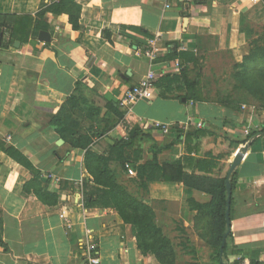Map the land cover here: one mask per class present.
<instances>
[{
  "label": "crops",
  "instance_id": "0c3cea01",
  "mask_svg": "<svg viewBox=\"0 0 264 264\" xmlns=\"http://www.w3.org/2000/svg\"><path fill=\"white\" fill-rule=\"evenodd\" d=\"M73 2L79 7L73 12L79 29L72 27L70 4L63 0H0V264H87L81 245L88 235L101 264H161L154 255L140 253L130 226L114 211L84 207L85 151L59 143L49 120L77 87V95L99 108L101 117L110 115L113 124L107 134L93 138L95 152L106 154L115 141L138 130L143 139L124 148L127 164L155 157L159 164L179 161L187 173L229 178L230 148H241L236 142L245 137L243 128L262 125L252 121H262L264 111L257 109L256 120L245 103L236 111L207 99L187 102L184 83L176 77L191 67V60L181 57L184 53L225 55L241 62L248 54L244 32L249 19L257 20L259 8L249 0ZM41 31L48 41L38 38ZM154 40L158 54L149 60L142 51ZM150 70L156 75L150 98L120 107L124 91ZM73 112L91 133L105 125L88 119L87 109ZM196 129L204 133L186 139ZM6 147L18 150L38 170L44 188L58 194L56 205L23 190L33 173L6 155ZM203 159L211 163L200 169L197 161ZM235 169L239 179L232 194V241L224 264L240 257L264 264L262 141L249 145ZM210 200L209 194L182 183L148 182V201L155 205V223L173 242L174 264H220L194 228L195 212L189 208L190 201Z\"/></svg>",
  "mask_w": 264,
  "mask_h": 264
},
{
  "label": "trees",
  "instance_id": "16d2710c",
  "mask_svg": "<svg viewBox=\"0 0 264 264\" xmlns=\"http://www.w3.org/2000/svg\"><path fill=\"white\" fill-rule=\"evenodd\" d=\"M74 0H63L64 4H70L69 21L74 29H79L77 19L73 16V12L78 9V5L72 4ZM53 6L54 8L57 7ZM1 28V26H0ZM102 34L108 36L110 34L105 28L102 29ZM4 36V31L0 29V42ZM26 42V41H24ZM0 46H3L1 44ZM193 55L192 53H184L181 57ZM246 57V56H245ZM244 59H257L258 55H250ZM264 62V57H263ZM244 63V62H243ZM264 74V69L261 70ZM196 76V77H195ZM191 78L189 73L182 69L176 79L184 83L185 93L182 95L187 102L202 101L199 90L200 73H196ZM246 78V77H245ZM248 79V78H246ZM253 81L254 86L248 88L252 91L258 90L264 96V82H261L256 77ZM77 88V87H76ZM74 90L64 101L59 104L54 115L49 120V127L53 129L62 140L65 141L71 148H81L84 152L83 165L87 176L84 180V207L92 208H108L114 211L122 220L123 224L130 226L133 240L136 243L137 249L144 256L154 255L161 264H174L176 252L173 242L164 234L162 228L155 223V211L153 201H148V182L151 181H167L182 183L185 187L204 192L211 196V200L207 204H199L194 201L189 202V208L195 212L193 226L200 229L198 235L215 251V258L220 264H224L227 256V247L232 241V234L227 233L223 252L220 253V246L223 235L227 231L225 223V210L227 198V182L231 190L230 201V219L232 217L233 197L239 179L237 170L232 171L229 178H212L200 176L194 173H187L179 161L166 162L159 164L154 157L150 161L137 164L130 162L132 165L133 175H128L125 169V164L129 161L124 156V148L132 145L134 140L143 139L141 132L133 130L129 133L125 140L115 141L112 148L106 154L95 152L91 146L95 136L101 137L107 134L113 127L110 115L100 116L101 110L92 105H88L84 99L77 95V90ZM231 103H226L231 107ZM235 106H232L233 108ZM87 109V118L90 120L97 119L105 123L104 127L97 133L84 129L80 125L78 117L73 112L74 110ZM116 116H120L115 112ZM261 133L254 140L250 141L252 147L256 141H262L264 147V125L260 124L258 128L251 129L245 135L243 140L236 142L239 147H243L249 143V139L254 135ZM203 134L204 131L196 129L189 136ZM145 138V136H143ZM238 147V146H236ZM232 146L230 152L236 148ZM249 147V146H248ZM3 152L13 160L19 162L22 166L29 169L33 176L30 180L23 184V190L28 193H33L42 203L46 205H56L59 202V196L55 192L46 190L39 180V172L36 170L18 150L12 147L2 148ZM211 163L207 159L197 161L200 169H205L206 165ZM91 186L88 187V183ZM2 221L0 217V245L2 242ZM233 264H261L260 262L247 260L240 257Z\"/></svg>",
  "mask_w": 264,
  "mask_h": 264
},
{
  "label": "rangeland",
  "instance_id": "374dc122",
  "mask_svg": "<svg viewBox=\"0 0 264 264\" xmlns=\"http://www.w3.org/2000/svg\"><path fill=\"white\" fill-rule=\"evenodd\" d=\"M256 4L259 8L257 10V20L249 19V26L244 32V36L248 44V54L245 56L257 54V59L245 60L244 56L241 62H234L230 61V58L225 55L210 54L204 56L194 54L191 57L186 56V59H190L192 63L189 69L185 67V71L189 73L191 78H195L197 72L200 73L199 90L202 101L207 99L219 104L232 102L231 107L235 106L232 109L236 111L243 110L242 108L246 107V105H241L242 103L248 104L249 107L252 106L249 109L252 117L257 120L258 115L255 114L257 109L264 111V96L258 90H255V87L250 91V87H253L254 84L253 81L248 82L250 79L255 80V77L264 82V74L261 73V70L264 69V0H259ZM240 107L242 108L240 109ZM252 122L264 124V119ZM249 132L250 129L245 127L242 130L243 136Z\"/></svg>",
  "mask_w": 264,
  "mask_h": 264
},
{
  "label": "built area",
  "instance_id": "2783aa9c",
  "mask_svg": "<svg viewBox=\"0 0 264 264\" xmlns=\"http://www.w3.org/2000/svg\"><path fill=\"white\" fill-rule=\"evenodd\" d=\"M258 1L259 0H249L251 3H257ZM157 54L158 48L156 46L155 40L150 42L149 46L144 51H142V55L149 60H153ZM155 80V72L152 70L148 71L147 74L141 78L137 84L124 91L120 100L118 101V105L120 107H130L138 100L149 99L152 88L155 84ZM163 131H167L164 126ZM6 139H9V137H6ZM237 154L238 150L230 152L229 159L234 160ZM125 169L127 170L128 175H133V170L129 164H125ZM68 226H70V224H68ZM81 246L84 248V256L87 264H101L96 245L93 243L91 236H86V241Z\"/></svg>",
  "mask_w": 264,
  "mask_h": 264
},
{
  "label": "water",
  "instance_id": "95a60500",
  "mask_svg": "<svg viewBox=\"0 0 264 264\" xmlns=\"http://www.w3.org/2000/svg\"><path fill=\"white\" fill-rule=\"evenodd\" d=\"M40 40L42 41H48L49 40V36L46 32L44 31H41L39 33V37H38ZM15 46H18V44L16 43ZM251 141V140H250ZM250 141L247 145L241 147L239 150H238V154L236 155V157L234 158V160H232V163H231V166H230V169H229V174H231V172L234 170V168L240 163V161L242 160L243 158V155L245 154V151L246 149L248 148L249 144H250ZM63 140L60 139L59 140V143H62ZM230 201H231V190H230V187H229V182H227V198H226V210H225V223H226V228H227V231L225 232V234L223 235V238H222V242H221V246H220V253L223 252V247H224V244H225V239H226V236H227V233L230 231Z\"/></svg>",
  "mask_w": 264,
  "mask_h": 264
}]
</instances>
